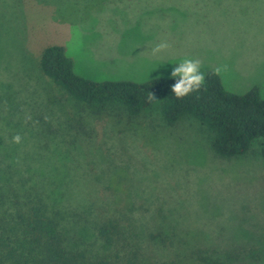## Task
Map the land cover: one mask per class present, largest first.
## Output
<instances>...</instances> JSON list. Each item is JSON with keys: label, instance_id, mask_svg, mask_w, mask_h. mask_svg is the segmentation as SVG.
I'll return each instance as SVG.
<instances>
[{"label": "rangeland", "instance_id": "374dc122", "mask_svg": "<svg viewBox=\"0 0 264 264\" xmlns=\"http://www.w3.org/2000/svg\"><path fill=\"white\" fill-rule=\"evenodd\" d=\"M140 2L164 12L139 22L141 17L125 13L128 0H0V163L15 159L16 168L26 167V153L41 147L45 164L60 163L69 191L78 183L79 194L106 199L113 214L125 213L139 241H84L90 258L264 264V159L258 145L246 155L220 157L194 117L169 124L160 103L136 116L117 103L74 104L39 69L43 49L59 44L76 72L94 80L171 77L192 58L201 61L204 75L220 68L232 92L264 85V0ZM165 41L170 47L153 55L151 49ZM56 128L72 142L38 141Z\"/></svg>", "mask_w": 264, "mask_h": 264}, {"label": "trees", "instance_id": "16d2710c", "mask_svg": "<svg viewBox=\"0 0 264 264\" xmlns=\"http://www.w3.org/2000/svg\"><path fill=\"white\" fill-rule=\"evenodd\" d=\"M39 69L74 104L100 108L117 103L136 116L160 103L169 124L186 116L196 118L208 131L211 147L220 157L246 155L258 145L264 159V85H255L245 93L232 92L221 76L210 70L199 92L176 99L172 86L178 78L94 80L76 72L73 58L59 44L43 49ZM148 92L157 100L148 103ZM16 104L21 107L20 101ZM64 135L68 134L56 128L52 137L44 132L37 138L39 142L46 137L50 142L57 139L56 143L70 144L72 141ZM38 150L26 153V167L16 168L15 159L13 163H0V264H111L103 258H90L84 241H129V237L139 241L135 233L130 234L124 212L113 214L108 200L99 202L89 192L79 194L82 185L78 183L76 190L69 191L65 176L59 174L60 163L45 164L48 154H42L41 147ZM133 260L131 256L124 264H136ZM198 264L214 263L204 260Z\"/></svg>", "mask_w": 264, "mask_h": 264}, {"label": "clouds", "instance_id": "9594fccd", "mask_svg": "<svg viewBox=\"0 0 264 264\" xmlns=\"http://www.w3.org/2000/svg\"><path fill=\"white\" fill-rule=\"evenodd\" d=\"M170 45L165 41L157 44L151 49L152 54L156 55L168 49ZM201 61L199 59L185 58L183 62L179 63L172 71V77L178 78L177 82L172 86V93L176 99H183L194 92H199L205 84V75L201 71ZM215 75L221 74V69H215ZM156 96L152 92L146 94V101L152 103ZM30 119V117H28ZM22 137L17 134L13 137L14 143H21Z\"/></svg>", "mask_w": 264, "mask_h": 264}, {"label": "crops", "instance_id": "0c3cea01", "mask_svg": "<svg viewBox=\"0 0 264 264\" xmlns=\"http://www.w3.org/2000/svg\"><path fill=\"white\" fill-rule=\"evenodd\" d=\"M129 1H130L129 6L127 8H124L125 13L128 15L134 14L137 15L138 17H141V20H139V22L146 21V19H149L150 15H154V16L160 15L164 12V7L162 6L152 5V3L142 4L140 0H128V2ZM195 7H204V9L205 8L208 9L206 6H202L200 4Z\"/></svg>", "mask_w": 264, "mask_h": 264}]
</instances>
